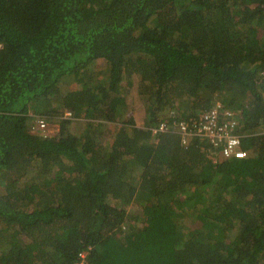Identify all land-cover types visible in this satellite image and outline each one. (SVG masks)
<instances>
[{"label":"trees","instance_id":"16d2710c","mask_svg":"<svg viewBox=\"0 0 264 264\" xmlns=\"http://www.w3.org/2000/svg\"><path fill=\"white\" fill-rule=\"evenodd\" d=\"M0 42V264H264V0H0ZM217 103L245 158L152 133Z\"/></svg>","mask_w":264,"mask_h":264},{"label":"built area","instance_id":"2783aa9c","mask_svg":"<svg viewBox=\"0 0 264 264\" xmlns=\"http://www.w3.org/2000/svg\"><path fill=\"white\" fill-rule=\"evenodd\" d=\"M38 123L41 128L47 126L43 118L39 119ZM240 128L242 125L239 113L217 103L213 109L203 112L192 123L185 119L173 124L163 120L154 128V133L157 135L175 131L180 134L183 144H188L196 138H204L212 149L213 160L218 162L221 158L240 159L248 155L242 141L243 134L239 132Z\"/></svg>","mask_w":264,"mask_h":264},{"label":"rangeland","instance_id":"374dc122","mask_svg":"<svg viewBox=\"0 0 264 264\" xmlns=\"http://www.w3.org/2000/svg\"><path fill=\"white\" fill-rule=\"evenodd\" d=\"M98 64L100 65L101 63H98ZM99 68L104 69V67H100V66H99ZM125 84H126V82H123V85H125ZM127 85H128V82H127ZM137 85H138V79H137V77H135L132 81V84L130 86L128 85L130 87V89L126 93V99H127L128 105H129L128 110L130 111L131 115L134 116L136 124L138 126L143 127V126H145V116L147 113V109H146L143 101L141 100V98L138 94ZM71 86H72V83H71V85H69V87H71ZM58 98L59 97L57 96L55 98V100H57ZM221 104L224 107H226L223 103H221ZM234 111L238 112L237 110H234ZM238 113L240 114V112H238ZM162 121L163 120H161V122ZM190 123H192V122H190ZM33 124H34V126L31 128V131L34 133L40 132V130L36 126V123L34 122ZM82 125L83 124L81 121H75V122L70 124V128H71V130H76V129H79ZM118 127H120V124H117V123L110 124L111 134L108 136V139H107L108 143H110L112 141L113 132L116 129H118ZM155 127L156 126L151 128L153 134H155L154 133ZM46 128H47V130L45 132L47 134L56 135L60 130V125L57 121L49 122V124H47ZM244 130H245L244 128H240L239 132H241L243 135L247 134V132L244 133ZM40 133H42V132H40ZM129 211L131 212L132 217H131V220L129 222V227L125 226V230L130 231L133 229H138V230H141L143 232L148 231L151 224H150L149 218L144 215L143 206L138 204L137 202L133 203L130 206ZM80 264H83V262H81Z\"/></svg>","mask_w":264,"mask_h":264},{"label":"clouds","instance_id":"9594fccd","mask_svg":"<svg viewBox=\"0 0 264 264\" xmlns=\"http://www.w3.org/2000/svg\"><path fill=\"white\" fill-rule=\"evenodd\" d=\"M240 124H241V120H240ZM242 125V124H241ZM175 132V131H174ZM242 134V133H241ZM243 137H244V135H243ZM243 141V140H242ZM209 143V142H208ZM211 151H212V149L211 148H209V153H208V156H211ZM248 156V155H247ZM222 160H225V159H237V158H221ZM240 159H242V158H240Z\"/></svg>","mask_w":264,"mask_h":264}]
</instances>
